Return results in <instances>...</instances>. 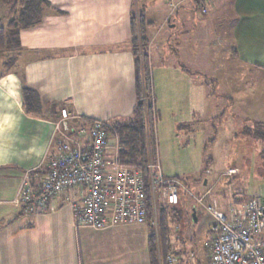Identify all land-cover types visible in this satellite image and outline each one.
<instances>
[{
  "label": "crops",
  "instance_id": "1",
  "mask_svg": "<svg viewBox=\"0 0 264 264\" xmlns=\"http://www.w3.org/2000/svg\"><path fill=\"white\" fill-rule=\"evenodd\" d=\"M47 1L50 7L42 22L20 30V48L0 57V264H150L154 231L147 223L75 229L67 195L49 200L44 212L23 209L16 198L25 179L37 190L45 177L61 109L70 114L72 127L132 117L136 61L131 42L136 20L146 25L145 53L152 75L160 71L166 82L178 84L170 88L173 99L179 94L186 95L184 100L190 98L193 72L182 64L181 56L195 55L203 42L201 25L189 23L197 2ZM208 3L211 11L200 13L210 24L217 18L224 28L235 17L229 33L212 35L214 46L231 40L240 64L264 70V0ZM7 22V10L0 3V25ZM168 46H176V58L166 66ZM24 87L38 95V112L26 111ZM187 122L181 119L178 124ZM171 240L175 250L181 239L172 236ZM199 259L197 264L202 263Z\"/></svg>",
  "mask_w": 264,
  "mask_h": 264
},
{
  "label": "rangeland",
  "instance_id": "2",
  "mask_svg": "<svg viewBox=\"0 0 264 264\" xmlns=\"http://www.w3.org/2000/svg\"><path fill=\"white\" fill-rule=\"evenodd\" d=\"M198 10H190L189 23L196 27L201 25L203 42L195 55L181 56L182 64H188L193 72L190 98L184 100L186 95L181 98L179 94L173 99L170 88L178 84L166 82L160 71L151 73L155 160L165 177L181 178L191 192V195L180 193L176 209L181 210L182 216L179 224L170 223L171 238L181 239L175 247V255L183 264H197L199 257L203 258L201 264H207V241L214 222L212 215L197 204L192 195L200 197L210 189L204 197V205L227 214L233 196L248 199L258 192L264 193V161L259 154L264 145L246 134L255 123H264V70L240 64L231 40L226 39L222 47L214 46L216 41L210 40L212 35L220 37L219 32L229 33L235 23L234 15L222 23V28L220 20L215 18L210 24L204 19L208 17H203ZM136 23L137 30L138 20ZM137 44L140 47L139 40ZM175 47H167L166 66L176 58ZM187 59L192 62L187 63ZM174 64L178 65L175 61ZM181 119L188 122L180 125ZM206 168L209 173L204 174ZM229 169L230 176L218 178ZM158 205H161L159 200ZM157 235L158 232V245ZM157 258L161 264L158 252ZM174 258L178 264V259Z\"/></svg>",
  "mask_w": 264,
  "mask_h": 264
},
{
  "label": "built area",
  "instance_id": "3",
  "mask_svg": "<svg viewBox=\"0 0 264 264\" xmlns=\"http://www.w3.org/2000/svg\"><path fill=\"white\" fill-rule=\"evenodd\" d=\"M195 1L200 12L206 14L209 0ZM70 119L68 111L61 109L55 135L58 140L45 177L37 190L25 179L17 203L28 211L44 212L49 200L67 195L75 229L145 224L146 180L153 207L151 225L157 234L158 200L163 206L175 207L182 191L191 195L188 186L181 179L165 177L157 160L143 168L121 163L119 135L111 123L92 120L87 125L72 127L68 125ZM231 174L228 170L218 178ZM209 190L200 197L192 195L214 219L207 241L209 264H264V193L253 194L244 202H233L226 214L204 205ZM157 252L160 259L159 244ZM166 262L176 264L172 254L166 256Z\"/></svg>",
  "mask_w": 264,
  "mask_h": 264
},
{
  "label": "trees",
  "instance_id": "4",
  "mask_svg": "<svg viewBox=\"0 0 264 264\" xmlns=\"http://www.w3.org/2000/svg\"><path fill=\"white\" fill-rule=\"evenodd\" d=\"M0 2L8 9V22L5 26L0 25L1 57L3 53L14 52L20 48V30L40 24L43 19V12L50 7V4L47 0H0ZM195 7L199 9L198 2ZM138 23V29L136 30L135 28L131 42L136 61V106L130 119L124 122H115L112 123V125L119 135L122 148L119 153L120 162L132 167L143 168L148 162L155 160V124L153 105L151 104V69L149 59L145 53V47L147 45L146 25L143 20H138ZM137 40L140 41V47L137 44ZM22 93L26 111L28 113L38 112L40 110L38 95L28 87H24ZM246 134L249 138L264 145V123H255L252 127L248 128ZM57 140L58 137H54L52 140L53 147L49 158L54 153V146ZM259 154L261 160L264 161V147L261 148ZM208 163L209 162H206V166H208ZM207 170V168L204 170V174ZM182 181L185 183L184 180ZM148 187V183L145 180L144 200L146 208V223L150 225L154 231V227L151 225V222L153 221V207ZM246 200L247 199L244 196L239 195H235L232 198V201L237 203ZM178 206L179 204L175 207H167L163 205L157 206V237L161 264H167L166 256L168 254L177 257L172 246V229L170 223H176V225L179 224L178 222L180 221L182 214L180 209H176ZM23 209L25 208L23 207ZM149 255L150 264H158L159 260L157 258L155 231L152 232L149 241ZM178 264L183 263L180 260Z\"/></svg>",
  "mask_w": 264,
  "mask_h": 264
},
{
  "label": "water",
  "instance_id": "5",
  "mask_svg": "<svg viewBox=\"0 0 264 264\" xmlns=\"http://www.w3.org/2000/svg\"><path fill=\"white\" fill-rule=\"evenodd\" d=\"M193 217H194V215H193Z\"/></svg>",
  "mask_w": 264,
  "mask_h": 264
}]
</instances>
